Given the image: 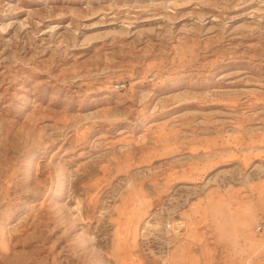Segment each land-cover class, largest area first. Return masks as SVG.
Returning <instances> with one entry per match:
<instances>
[{"label":"rangeland","instance_id":"rangeland-1","mask_svg":"<svg viewBox=\"0 0 264 264\" xmlns=\"http://www.w3.org/2000/svg\"><path fill=\"white\" fill-rule=\"evenodd\" d=\"M261 225L264 0H0V264H264Z\"/></svg>","mask_w":264,"mask_h":264},{"label":"built area","instance_id":"built-area-1","mask_svg":"<svg viewBox=\"0 0 264 264\" xmlns=\"http://www.w3.org/2000/svg\"><path fill=\"white\" fill-rule=\"evenodd\" d=\"M125 87V84H118L117 85V88L118 89H122V88H124ZM260 231L262 230H264V226L263 225H261L259 228H258Z\"/></svg>","mask_w":264,"mask_h":264}]
</instances>
